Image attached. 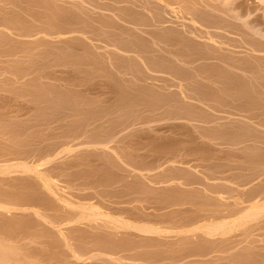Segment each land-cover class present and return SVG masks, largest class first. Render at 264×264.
<instances>
[{
	"label": "rangeland",
	"instance_id": "rangeland-1",
	"mask_svg": "<svg viewBox=\"0 0 264 264\" xmlns=\"http://www.w3.org/2000/svg\"><path fill=\"white\" fill-rule=\"evenodd\" d=\"M162 1L0 0V157L10 155L11 163L25 157L29 159L25 161H32L43 157L47 150L61 149L70 139L72 143L68 145H73L70 153L68 149L67 155L65 151L59 152V157L56 155L47 167L43 166V170L49 169V174L56 176L54 182H61L58 188L64 190L66 186L67 193L61 196L68 194L72 202L67 203L71 205L56 200L32 173L11 172L13 178L22 176L20 181L24 179L33 190L25 186V181H21V186L16 177L0 173V194L5 192L0 196V201L5 202L0 205L11 204L12 198L16 202L7 205L9 211L7 207L0 208V240L13 246L28 263L264 264V213L223 235L180 231L190 223L217 220L221 213L223 217L228 211L236 212L254 194L260 193L264 199V174L257 173L264 172V0H164L168 4ZM171 6L181 8L185 18L179 17L177 21L169 11ZM191 10H195L194 14L189 13ZM197 13H201L198 21ZM191 15H197L194 24L188 19ZM164 32L171 34L162 36ZM219 128L224 130L223 134ZM105 130L115 133L111 143L100 147L93 144L92 138L98 136L113 138L112 134L105 137ZM60 144L61 147L57 146ZM120 155L123 158L117 157ZM125 155L133 167L126 162ZM7 160L4 163L10 162ZM175 172L182 177L177 173L175 176ZM165 174L172 178L171 182ZM136 183L142 187H136ZM178 185L179 192L175 188ZM37 187L40 198L51 197L52 204L34 198L38 196ZM148 189L150 192H146ZM169 189L173 194L166 192ZM85 200L99 202L100 210L106 206L107 210L104 207L101 211L114 217L122 216L131 222L134 219L133 224L147 222L166 228V234L146 233L147 238L138 230L122 231L109 221L101 220L102 223V218L95 222L73 219L75 222L70 225L68 217L76 218L80 211L77 208L81 203L87 204ZM26 201H30L29 205L23 206ZM39 203L40 206L36 205ZM51 206L56 213L51 212ZM232 207L239 209L233 211ZM40 210L45 214H40ZM53 214H62L63 218ZM173 219L175 223L169 221ZM100 222L102 228L98 226ZM167 227H171V232ZM172 227L179 228V232ZM71 232H75L74 236ZM127 233L134 238H127ZM102 235L112 236L108 237L109 243L103 242L110 246V251L108 246L102 247L98 239ZM121 237L127 238L123 243L131 247L121 250L123 244L113 245L118 242L114 239ZM111 239L117 242L109 245ZM146 241L151 244L146 246ZM98 242V248L93 250V243ZM78 248L86 253L78 250L83 255L77 256Z\"/></svg>",
	"mask_w": 264,
	"mask_h": 264
},
{
	"label": "bare ground",
	"instance_id": "bare-ground-1",
	"mask_svg": "<svg viewBox=\"0 0 264 264\" xmlns=\"http://www.w3.org/2000/svg\"><path fill=\"white\" fill-rule=\"evenodd\" d=\"M160 1H162V0H160ZM163 1H164V0H163ZM163 1H162V2H163ZM164 2L167 3L168 1H167V2L164 1ZM167 4H168V3H167ZM167 4H166V7H167ZM169 5H170V4H169ZM172 5H173V4H172ZM178 6H180V5H178ZM190 8H192V7H190ZM190 8H189V9H190ZM168 9H169V8H168ZM180 9H181V8H180ZM180 9H179V7H178V8H175V7H172V6H171V10H169V11H171V13L173 12V14L175 15L176 18H178L177 21L179 20V17H180V18L182 17V19L185 18L183 15H181V14H182L181 12H183V11H181L182 9H181V10H180ZM184 9H185V8H184ZM187 10H188V9H186V11H187ZM194 11H195V10H194ZM194 11H193V12H194ZM193 12H192V10H191V12H189V13L194 14ZM196 12H198V11H196ZM195 14H196V13H195ZM200 14H201V13H197V15H198V18H196L197 21H198L199 19H201V18H199V16H201ZM174 15H173V16H174ZM197 15H195V16L197 17ZM195 16L191 15L190 18H188L189 20L192 21L193 24L196 23ZM188 17H189V16H188ZM205 17H206V16H205ZM186 18H187V17H186ZM208 19L210 20L211 18H208ZM208 19H207V20H208ZM203 20H205V19L203 18ZM179 21H180V20H179ZM181 21H182V20H181ZM183 21H184V20H183ZM183 21H182V22H183ZM186 21H187V20H186ZM186 21H185V23H186ZM210 21H212V20H210ZM48 22H49V21H48ZM50 23H51V22H50ZM50 23H48L47 26L49 25V27H50ZM54 23H55V22H54ZM199 23H200V22H199ZM52 24H53V23H52ZM52 24H51V25H52ZM60 24H62V23H60ZM183 24H184V23H183ZM54 25H55V24H54ZM59 26H60V25H59ZM65 27H66V26H65ZM67 28H68V27H67ZM48 29H51V27L48 28ZM61 30H63V31L65 32L64 29H61ZM67 30H68V29H67ZM48 31H49V30H48ZM50 31H51V30H50ZM50 31H49V32H50ZM53 31H54V30H53ZM56 31H57V30H56ZM56 31H55V32H56ZM69 31H70V30H69ZM169 33H170V32H164V35L162 34V36H165V34L168 35ZM57 34H58V33H57ZM170 34H171V33H170ZM167 35H166V36H167ZM54 36H55V35H54ZM57 36H59V34H58ZM57 36H56V37H57ZM61 36H62V35H61ZM63 36H65V35H63ZM168 36H169V35H168ZM208 36H209V35H208ZM210 38H211V37H210ZM211 39H212V38H211ZM214 40H215V39L213 38V41H214ZM215 41H216V40H215ZM211 42H212V41H211ZM216 42L218 43V41H216ZM216 42H215V43H216ZM213 43H214V42H213ZM215 43H214V44H215ZM219 43H220V42H219ZM221 43H222V42H221ZM196 50H197V49H196ZM144 63H145V62H144ZM154 63H155V62H154ZM155 65H156V67L159 68V69H161L160 67H162V66L159 67V66L157 65V63H155ZM159 65H161L160 62H159ZM203 71H204V70H203ZM219 73H220V72H219ZM179 84H180V83H179ZM180 88H181V87L179 86V89H180ZM182 90H183V89H182ZM182 90H181V91H182ZM202 91H203V90H202ZM182 92H183V91H182ZM201 93H203V92H201ZM213 93H214V92H213ZM210 94H211V93H210ZM210 94H209V95H210ZM212 95L214 96V94H212ZM216 95H218V94H216ZM206 96H207V95H206ZM218 96H219V95H218ZM204 98H205V95H204ZM212 98H213V97H212ZM214 99H217V98H214ZM220 100H221V98H220ZM224 129H225V128H224ZM108 130H110V131L112 132L111 129H108ZM218 130H221V131H222L223 129H220V128H219ZM218 130H217V131H218ZM233 130H234V129H233ZM110 131H106V130H105V132H103V133L106 134L105 137H106L108 134L111 136L112 133L110 134V133H109ZM221 131H218V132H221ZM225 131H226V129H225ZM227 131H228V130H227ZM80 132H81V131H80ZM107 132H108V133H107ZM229 132H232V131H228V133H229ZM223 133H224V130L222 131V134H223ZM81 134H82V133H81ZM83 134H85V132H84ZM114 134H115V133H114ZM114 134H112L113 138H110V139L107 138L108 140H107V139H103V136H104L103 134H102L103 136L101 135L102 138H100V139L98 138L99 136H98V137H95L94 139L92 138V140H95V141H93V142H94L93 144L97 143V144H95V145H98V144H99V147H100V145L103 146V145H105V144H108V143H106V142H108V141H109V143H111L110 140H111V139H114V136H115ZM92 135H93V134H92ZM96 135H97V134H96ZM96 135H93V136H96ZM98 135H99V134H98ZM61 136H62V135H61ZM65 136H67V135H65ZM65 136H64V137H65ZM81 136H82V135H81ZM81 136H80L79 139H81ZM90 136H91V135H90ZM101 136H100V137H101ZM67 137H68V136H67ZM69 137H70V135H69ZM105 137H104V138H105ZM60 138H61V137H60ZM83 138H84V137H83ZM86 138H88V137L86 136ZM86 138H85V139H86ZM89 138H91V137H89ZM97 138H98L99 140H96ZM75 139H76V138H75ZM75 139H74V140H75ZM65 140H66V139H65ZM70 140H71V139H70ZM70 140H68L69 143H68V141H67L68 144L72 143V142H70ZM76 140H77V139H76ZM88 140H89V139H88ZM81 141H82V140H81ZM83 141H84V140H83ZM86 141H87V140H86ZM111 141H112V140H111ZM74 142H75V141H74ZM79 142H80V141H79ZM89 142H90V141H89ZM64 143H66V142H64ZM75 143H76V142H75ZM84 143H85V142H84ZM84 143H83V144H84ZM91 143H92V141H91ZM68 144H63V145H64V146L62 145L63 147H61V144H60V145H57V146H60V147H61V149H59V150L54 149L53 147H52L53 149H50V148H49L50 150H47V152L44 154L43 157L38 158V160L33 159L32 161H25V159H28V158L25 157L24 160H20V159H19V160H20V161H19V160L15 159V161H16V160H17V161L11 163L12 161L9 159V158H10V155L7 153V154L9 155V158H8V157H6V158H4V157L1 158V157H0V159H2V160L6 159V160H7V158H8L7 161L10 160V162H8V163H4V161H6V160H4L3 162H2V161L0 162V163H1V164H0V173H2V174H3V173H4V174H8V173H9V174H8L9 176H10L11 172H13V171L17 172L18 175L20 174V172L18 173V171L23 172V174H24V172H29L30 174L32 173L33 176L35 175L34 177L36 178V180L38 179V180L40 181L41 185L44 186V188H45L44 190L48 191L52 196H54V197L56 198V200L58 199V200H60V202L62 201L63 203H65V204H67V205H71L70 203L72 202V200H70V199L68 200V198H67V197H68V194H67V195L65 194L66 196H63V197L61 196L62 193H67L68 190L66 191V189H65L66 186L64 187V190H62L61 187H59L60 190H62V192L60 191V193H59V190H58V189H59V188H58L59 185L57 186V184H58V183H61V182H57V183L54 182V181L56 180V178H54V177H56V176H54V175H53L54 177L51 176V174H49V173H51V171H50L49 169L46 168L47 171L43 170V169H44L43 166L46 164L45 167H47L48 164H50V160L52 161V160L54 159V157H55L59 152H61V153H59V154H62L66 149H68V152H69V149L72 148L73 145L70 146L71 144H70V145H68ZM76 144H78V142H77ZM83 144H82V145H83ZM85 144H86V143H85ZM85 144H84V145H85ZM102 144H103V145H102ZM74 145H75V144H74ZM80 145H81V144H80ZM82 145H81V146H82ZM89 145L93 146L92 144H89ZM76 146H77V145H76ZM78 146H79V145H78ZM105 146H106V145H105ZM60 147H59V148H60ZM74 147H75V146H74ZM82 147H83V146H82ZM82 147H80V148L82 149ZM84 147H85V146H84ZM87 147H88V145H87ZM87 147H85V148H87ZM96 147H97V146H96ZM111 147H112V146L110 145V148H111ZM57 148H58V147H57ZM93 148H94V147H93ZM112 148H113V147H112ZM78 149H79V148H78ZM94 149H95V148H94ZM96 149H98V148H96ZM102 149L104 150L105 148L102 147ZM102 149H101V150H102ZM108 149H109V148H108ZM113 149H114V148H113ZM113 149H112V150H113ZM36 150H37V149H36ZM70 150H71V149H70ZM89 150H90V149H89ZM0 151H1V150H0ZM3 151H4V150H3ZM7 151H8V150H7ZM11 151H12V150H11ZM18 151H19V150H18ZM33 151L35 152V150H33ZM38 151H40V150H38ZM38 151H36V152H38ZM77 151H78V150H77ZM84 151H85V150H84ZM96 151H97V150H96ZM113 151H114V150H113ZM19 152H20V151H19ZM28 152H29V151H28ZM40 152H41V151H40ZM74 152H76V151H74ZM74 152H73V153H74ZM93 152H95V151H93ZM0 153H1V152H0ZM4 153L6 154V152H4ZM13 153H14V152H13ZM20 153H21V154L23 153L24 155H25V154L28 155L27 152H25V153H24V152H20ZM31 153H32V152H31ZM65 153H66V155H67V151H65ZM69 153H70V152H69ZM71 153H72V152H71ZM81 153H82V152H81ZM114 153H116V152H114ZM1 154H2V153H1ZM16 154H17V153H15V155H16ZM23 154H22V155H23ZM29 154H30V153H29ZM33 154H34V153H33ZM117 154H118V153H117ZM117 154H116V155H117ZM3 155H4V154H3ZM17 155H19V154H17ZM22 155H21V156H22ZM26 155H25V156H26ZM38 155H40V154H38ZM42 155H43V154H42ZM42 155H41V156H42ZM0 156H1V155H0ZM33 156H34V155H33ZM36 156H37V154H36ZM57 156H58V155H57ZM61 156H62V155H61ZM14 157H15V156H14ZM14 157H13V159H14ZM30 157H32V156H30ZM30 157H29V158H30ZM38 157H39V156H38ZM58 157H59V156H58ZM117 157H119V158H120V157L123 158L122 155L117 156ZM125 157H126V159H125V158H124V159L127 160L126 162H128V160H129V158L127 159L128 156L125 155ZM20 158H21V157H20ZM32 158H33V157H32ZM68 158H69V157H68ZM13 159H12V160H13ZM21 159H23V158H21ZM28 160H29V159H28ZM56 160H57V158H56ZM120 160H121V159H120ZM125 160H124V162H125ZM121 161H123V160H121ZM47 162H49V163L47 164ZM173 162H174V161H173ZM2 163H4V164H2ZM53 163H54V162H53ZM61 163H63V162L61 161ZM128 163L131 164L130 161H129ZM65 164H66V163H65ZM55 165H56V161H55ZM55 165H54V166H55ZM127 165H128V164H127ZM129 166H132V167H133L132 164L129 165ZM49 167H51V166H49ZM52 167H53V166H52ZM61 168H62V167H61ZM125 168H126V167H125ZM149 168L151 169L152 167H149ZM54 169H55V168H54ZM57 169H58V167H57ZM138 169H140V168H138ZM145 169H146V168H145ZM17 170H18V171H17ZM48 170H49L50 172H49ZM126 170H127V169H126ZM134 170H135V169H134ZM60 171H61V170H60ZM127 171H129V169H128ZM130 171H131V170H130ZM140 171H141V169H140ZM197 171H198V170H197ZM6 172H7V173H6ZM54 172H55V171H54ZM63 172H64V171H63ZM128 173H129V172H128ZM133 173H134V172H133ZM144 173H145V172H144ZM170 173H172V172H170ZM176 173H177V172H175V174H174V173H173V174L176 176ZM257 173H259V174H264V172H262V173L257 172ZM23 174H21V175H23ZM56 174H57V173H56ZM63 174H64V173H63ZM63 174H61V176H62ZM149 174H150V172H149ZM167 174H169V173H167ZM173 174H172V175H173ZM177 174H178V173H177ZM18 175H17V176H18ZM21 175H20V176H21ZM27 175H28V174H27ZM27 175H26V177H27ZM147 175H148V174H147ZM165 175H166V174H165ZM178 175H181V174H178ZM9 176H6V177L4 176V178H8ZM12 176H13V175L11 174L10 177H12ZM17 176H14V178L16 177L15 179H17ZM57 176H58V174H57ZM168 176L170 177L171 175L169 174ZM175 176H174V177H175ZM256 176H257V175H256ZM21 177H22V176H21ZM21 177H20V178H21ZM24 177H25V176H24ZM24 177H23V178H24ZM28 177H29V176H28ZM59 177H60V176H59ZM171 177H173V176H171ZM180 177H182V175L179 176V178H180ZM183 177H184V176H183ZM0 178H1V177H0ZM14 178L12 177V179H14ZM20 178L18 177L19 181H20ZM30 178H31V177H30ZM165 178H167V175H166ZM205 178H206V177H205ZM259 178H260V177H259ZM8 179H9V178H8ZM18 179H17V181H18ZM53 179H55V180L53 181ZM144 179H145V178H144ZM160 179H161V178H160ZM167 179H168V178H167ZM171 179H172V178H169L168 180L170 181ZM2 180H3V179H2ZM9 180H10V179H9ZM9 180L7 181V183H8L7 185H8V186H9ZM27 180L29 181L30 179H27ZM134 180H135V179H133V181H134ZM136 180H137V179H136ZM139 180H140V179H139ZM139 180H138V181H139ZM147 180H149V179H147ZM156 180H157V179H156ZM162 180H163V179H162ZM168 180L166 181V183L168 182ZM177 180H178V178H177ZM0 181H1V180H0ZM5 181H6V180H5ZM19 181H18V184L20 185L21 181H25V180L22 179L20 182H19ZM31 181H32V180H31ZM56 181H57V180H56ZM59 181H60V180H59ZM133 181H132V182H133ZM138 181H137V183H138ZM140 181L142 182V180H140ZM154 181H155V180H154ZM171 181H172V180H171ZM171 181H170V182H171ZM173 181H175V180H173ZM25 182H26V181H25ZM25 182H23V183L25 184L26 187H30V188L32 187L31 184H27L28 182H26V183H25ZM126 182H128V180H127ZM145 182H146V181H145ZM151 182H152V179H151ZM158 182H159V181H158ZM185 182H186V181H185ZM185 182H184V184L187 185ZM29 183H31V182H29ZM64 183H65V181H64ZM64 183L62 184L63 186L66 185V184H64ZM128 183H129V182H128ZM137 183H136L137 186L135 185L136 187H138V185H139V184H137ZM154 183H155V182H154ZM156 183H157V182H156ZM163 183H165V182H163ZM168 183H169V182H168ZM168 183H167V184H168ZM235 183H236V182H235ZM3 184H4V183H3ZM10 184H11V185H12V184L14 185V182H10ZM16 184H17V183H16ZM18 184H17V186H18ZM24 184L21 183V186H24ZM26 184H27L28 186H27ZM37 184H38V183H37ZM67 184H68V183H67ZM130 184H131V183H130ZM132 184H134V183H132ZM140 184H141V183H140ZM158 184H159V183H158ZM167 184H166V185H167ZM175 184L177 185V182H176ZM179 184L182 185V183H179ZM261 184H262V183H261ZM0 185H1V183H0ZM29 185H30V186H29ZM68 185H69V184H68ZM68 185H67V187H68ZM128 185H129V184H128ZM141 185H142V184H141ZM188 185H189V184H188ZM14 186H15V185H14ZM34 186L36 187L37 185H34ZM39 186H40V185H39ZM39 186H38V187H39ZM63 186H62V187H63ZM72 186H73V185H72ZM130 186H131V185H130ZM139 186H140V185H139ZM151 186H152V185H151ZM170 186H171V184H170ZM178 186H179V187H175L176 190H177V188H180V185H178ZM6 187H7V186H6ZM38 187H37L36 191H38V190L40 189V188L38 189ZM132 187H133V186H132ZM132 187H131V188H132ZM140 187H142V186H140ZM263 187H264V186H263ZM263 187H262V188H263ZM2 188H3V187H2ZM2 188H1V189H2ZM33 188H34V187H33ZM33 188H31V189L33 190ZM70 188H71V185H70ZM70 188H68V189H70ZM175 188L173 187V189H175ZM183 188H184V187L182 186V189H183ZM189 188H190V187H189ZM1 189H0V191H3V190H1ZM77 189H78V188H77ZM128 189H130V188H128ZM32 190L30 191V193L34 196V193H32ZM42 190H43V189H42ZM140 190H141V189H140ZM144 190H145V189H144ZM149 190H150V189L146 190V192L149 191ZM160 190H161V189H160ZM166 190H167V189H166ZM170 190H171V191H170ZM176 190H174V191H176ZM34 191H35V190H34ZM36 191H35V193H36ZM64 191H65V192H64ZM79 191H80V190H79ZM169 191H170V192H169ZM169 191H166V192H168V193L170 194L173 190H172V189H169ZM177 191L179 192V190H177ZM70 192H71V191H70ZM143 192H144V191H143ZM149 192H150V191H149ZM235 192H236V191H235ZM240 192H241V191H240ZM4 193H5V192L1 193L0 196H1L2 194H4ZM7 193H8V192H7ZM7 193H6V194H7ZM41 193H43V192L41 191ZM41 193H40V195L42 196ZM58 193H59L60 195H59ZM73 193H74V192H73ZM161 193H164V191L161 192ZM174 193H175L174 195L176 196V192H174ZM222 193H223V192H222ZM236 193H237V192H236ZM36 194H37V193H36ZM45 194H46V193H45ZM50 194H48V196H49ZM71 194H72V193H71ZM79 194H80V193H79ZM149 194H150V193H149ZM171 194H173V193H171ZM181 194H182V193H181ZM181 194H180V196H181ZM233 194H234V193H233ZM237 194H238V193H237ZM243 194H244V193H243ZM7 195H8V194H7ZM18 195H20V194H18ZM43 195H44V194H43ZM63 195H64V194H63ZM151 195H152V194H151ZM218 195H219V194H218ZM3 196H4V195H3ZM3 196H2V197H3ZM28 196H29V195H28ZM72 196H73V195H72ZM80 196H81V195H80ZM84 196H85V195H84ZM158 196H159V195H158ZM172 196H173V195H172ZM172 196H171V197L169 196V197L172 198ZM219 196H221V195H219ZM243 196H244V195H243ZM5 197H7V196L5 195ZM10 197H11V195L8 196L7 198H10ZM24 197H26V196H24ZM37 197H39V200H40V201L42 200L43 202H46L45 204H49V202H50L49 199L51 198V197H49V199H46L47 196H46V197L42 196V197H44V198H40V196H39V191H38V196H36V197H34V198L36 199ZM65 197H66V198H65ZM74 197H75V196H74ZM155 197H156V196H155ZM160 197H161V195H160ZM213 197H214V196H213ZM217 197H218V196H217ZM217 197H216V198H217ZM222 197H223V196H222ZM226 197H227V196H225V200H226ZM3 198H4V197H3ZM11 198H12V197H11ZM55 198H54V199H55ZM69 198H70V197H69ZM82 198H83V197H82ZM82 198H81V199H82ZM166 198H168V196H166ZM179 198H180V197H179ZM179 198H177V200H176L177 202H178ZM214 198H215V197H214ZM220 198H221V197H220ZM220 198H219V199H220ZM227 198H228V197H227ZM238 198H240V197L238 196ZM241 198H242V197H241ZM12 199L15 200L14 198H12ZM23 199H24V198H23ZM23 199H22V197H21L22 202L25 201V199H24V200H23ZM52 199H53V198H52ZM66 199H67V200H66ZM71 199H72V198H71ZM75 199H77V198H75ZM78 199H79V198H78ZM78 199H77V200H78ZM81 199H80V200H81ZM85 199H86V198H85ZM91 199H92V197L90 198V200H91ZM174 199H175V198H174ZM174 199H173V200H174ZM221 199H222V198H221ZM221 199H220V200H221ZM4 200L7 201L8 199H4ZM9 200H10V199H9ZM13 200H12V201H11V200L9 201V202H11V204H7L8 207H9V205H15L16 202H13ZM19 200H20V199H19ZM21 200H20V202H21ZM83 200H84V199H83ZM83 200H82V201H83ZM166 200H167V199H166ZM222 200H224V198H223ZM48 201H49V202H48ZM54 201H55V200H54ZM69 201H70V203L68 204L67 202H69ZM78 201H79V200H78ZM78 201H75V202L77 203ZM97 201H98V199H97ZM161 201H162V199H161ZM0 202H3V201H0ZM4 202H5V201H4ZM4 202H3V203H4ZM12 202H13V203H12ZM22 202H21V203H22ZM51 202H52V201H51ZM51 202H50V204L53 203V202H52V203H51ZM62 202H61V203H62ZM84 202H87V204L84 203ZM84 202H83L84 205H83L82 203L79 204V205H80V209L77 208V210H80V211L78 212L79 214H76V215H77L76 218H75V216H74L75 213H74V215H73L74 218H73L72 216H69V217H68L69 220L71 221V222H69V224H70V223L72 224V222H75V221H73V219H75V220H79V221H80V220H86V221H88V220H93V219H94V222H95V219L102 218V219H99V220H100V221H101V220H103V221H104V220L109 221V222H111V223L113 224V226L115 225L116 227H121V228H120L121 230H122V228H126V229H129V230H130V228H132L133 230H138L139 232H138V231H137V232L140 233V234H141V233H145V234H146V233H147V234H148V233H159V232L161 233L162 231H164L165 234H166V230H165L166 228L162 225L163 223L160 224V225H162L161 227H164L165 229H162V228H160L159 226H157L156 224L154 225L153 223L148 225L147 222H146L145 224H141V225L135 224L136 222L133 224L132 222H133L134 219L132 220V222H131V220H129V221H130V222H129V221H127L128 219L126 220V219L123 218L122 216H121L122 218H121V217H117L118 215H117V216L115 215V217H114V216H112V215L110 214V212H108V213H105L106 211H105V212H102L101 210H102L104 207H106V206L103 205L104 207L102 206L103 208L100 210L101 206L98 205L99 202H98V204H96V203L94 204V203H91V202L88 203L87 200H85ZM93 202H96V201L93 200ZM103 202H104V201H103ZM103 202H101V204H103ZM168 202H169V200H168ZM224 202H225V201H224ZM224 202H223V203H224ZM242 202H243V201H242ZM21 203H20V204H21ZM28 203H30V201H28V202L26 201V203H24L23 206H24L25 204H28ZM55 203H56V201H55ZM105 203H106V202H105ZM162 203H163V202H162ZM221 203H222V202H221ZM232 203H233V201H232ZM33 204H34V203H33ZM65 204H63V205H65ZM73 204H75V203H72V205H73ZM77 204H78V203H77ZM226 204H227V203H226ZM229 204H231V203L228 202V207L231 208V207L229 206ZM233 204H236V203H233ZM233 204H232V206H233ZM241 204H242V203H241ZM7 205H6V206H5L4 204H3V205H0V208L2 209V207H7ZM28 205H29V204H28ZM36 205L40 206V203H39V204H36ZM58 205H60L59 201H58ZM63 205H62V206H63ZM81 205H82V206H81ZM224 205H225V204H224ZM1 206H2V207H1ZM21 206H22V204H21ZM21 206H20V207H21ZM31 206H32V205H31ZM48 206H49V205H48ZM55 206H56V205H54V207H55ZM62 206H61V207H62ZM73 206L75 207V205H73ZM222 206H223V205H222ZM239 206H240V205H239ZM8 207H7V210H8ZM28 207H29V206H28ZM54 207L51 206V212H52V210H53L52 208H54ZM74 207H73V208H74ZM77 207H78V205H77ZM109 207H110V205H109ZM228 207H227V208H228ZM11 208H12V206H11ZM31 208H33V207H31ZM55 208H56V207H55ZM62 208H63V207H62ZM64 208L66 209L67 207H64ZM68 208H70V207H68ZM111 208H112V207H111ZM229 208L226 209V210H229ZM233 208H234V207H232V210H233ZM1 209H0V210H1ZM9 209H10V208H9ZM12 209H13V208H12ZM17 209H18V208H17ZM21 209H22V208H21ZM21 209H20V211H21V213H22V210L24 211V209H22V210H21ZM28 209H29V208H28ZM44 209H46V208L43 207V211H44ZM56 209L59 210L58 207H57ZM109 209H110V208H108V210H109ZM235 209H239V208L236 207V208H234V210H235ZM4 210H6V209L4 208ZM31 210H32V209H31ZM38 210H39V209H38ZM41 210H42V209H41ZM41 210H40V214H45V213H41V212H43V211H41ZM77 210H75L76 213H77ZM106 210H107V207H106ZM123 210H124V209H123ZM232 210H231V212H232ZM234 210H233V211H234ZM8 211H9V210H8ZM8 211H3V212L6 213V212H8ZM15 211H16V210H15ZM17 211H18V210H17ZM20 211H19V212H20ZM25 211H26V210H25ZM27 211H28V210H27ZM32 211H33V210H32ZM53 211L55 212V210H53ZM61 211H62V209L60 208L59 212H61ZM69 211H70V210H69ZM103 211H104V210H103ZM109 211H110V210H109ZM113 211H114V209H113ZM121 211H122V210H121ZM124 211H126V210H124ZM124 211H123V212H124ZM36 212H37V211H36ZM36 212H35V214H37ZM38 212H39V211H38ZM56 212H57V211H56ZM56 212H55V213H56ZM62 212H63V211H62ZM72 212H73V211H72ZM117 212H118V211H117ZM229 212H230V211H228V212H227V215H224L223 217L221 216V215H222V213H221V215H220L221 218H220V219L216 218L217 220H211V221H205V220L203 221V220H201V221H203V222H198V221H197L196 223H192V224L190 223L189 226H188V225H187L186 227L184 226V228H182L181 230L178 228V230H180V231L183 232V233L185 232V233H187V234H188V231H200L201 233L207 234V235H209V236H214V235H217V234H218V235H219V234H222V235H223V234H226V232H228L229 230H231V228L234 227V229H235V226L238 227V225L240 226L241 224H243V223L246 222L247 220H249V219H251V218H253V217L257 216V215H260L261 213H264V199H263L262 194H260V193L254 194L253 196L250 197V199L248 200V203H246L245 206H243L240 210H238V211H236V212L234 211V212H232V213H229ZM13 213H15V212H13ZM31 213H32V212H31ZM65 213H67V212H65ZM65 213H64V214H65ZM68 213H69V212H68ZM70 213H71V212H70ZM111 213H112V211H111ZM113 213L116 214V210H115ZM119 213H120V211H119ZM127 213H128V212H127ZM228 213H229V214H228ZM11 214H12V213H11ZM72 214H73V213H72ZM171 214H172V213H171ZM219 214H220V213H219ZM223 214H224V213H223ZM7 215H8V214H7ZM53 215H54L55 217L58 216L57 214H53ZM59 215L62 216V214H59ZM70 215H71V214H70ZM162 215H163V214H162ZM0 216H1V215H0ZM38 216H39V215H38ZM46 216L48 217L49 215H46ZM46 216H45V217H46ZM61 216H58V217H60V218L62 219L63 216H62V217H61ZM66 216H67V215H66ZM66 216H64V218H65ZM126 216H127V215H126ZM126 216H125V217H126ZM160 216H161V215H160ZM167 216L169 217V215H167ZM167 216H166V217H167ZM172 216H173V215H172ZM202 216H203V215H202ZM217 216H219V215H217ZM40 217H42V216H40ZM45 217H43V218H45ZM133 217H134V215H133ZM155 217H156V219H157L158 215L155 216ZM175 217H176V215H175ZM199 217H200V215H199ZM49 218H51V216H50ZM172 218H173V217H172ZM176 218H177V217H176ZM201 218H202V217H201ZM45 219H46V218H45ZM47 219H48V218H47ZM47 219H46L45 221H48ZM55 219H57V218H55ZM71 219H72V220H71ZM129 219H130V218H129ZM139 219H140V218H139ZM141 219H142V218H141ZM174 219H175V218H174ZM174 219H173V220H169V221L172 223V221L174 222ZM7 220H8V218H7ZM9 220H10V219H9ZM49 220H50V219H49ZM53 220H54V219H53ZM59 220H60V219H58V221H59ZM63 220H64V219H63ZM99 220H98V221H99ZM145 220H147V219H145ZM175 220H176V219H175ZM208 220H209V219H208ZM12 221H13V220H11V221H9V222L11 223ZM14 221H15V220H14ZM54 221H55V220H54ZM64 221H65V220H64ZM86 221H85V222H86ZM134 221H135V220H134ZM151 221H153V220H151ZM151 221H150V222H151ZM154 221H155V220H154ZM167 221H168V220H167ZM182 221H183V219H182ZM182 221H181V223H182ZM186 221H187V220H186ZM199 221H200V220H199ZM85 222H83V223H85ZM101 222H102V221H101ZM101 222H100V225H98L99 227H101V226L103 227V224H102L103 222H102V223H101ZM138 222H140V220H139ZM160 222H162V221L160 220ZM160 222H159V223H160ZM177 222H178V221H176V223H177ZM183 222H185V221H183ZM189 222H190V220H189ZM194 222H195V219H194ZM51 223H52V222H51ZM51 223H50V224H51ZM76 223H77V222H76ZM76 223H75V224H76ZM78 223H79V222H78ZM88 223H89V222H88ZM104 223H105V222H104ZM140 223H141V222H140ZM155 223H157V221H155ZM165 223H166V221H165ZM174 223H175V222H174ZM174 223H173V224H174ZM179 223H180V220H179ZM186 223H187V222H186ZM4 224H5V223H4ZM60 224H61V223H60ZM63 224H64V223H62V225H63ZM65 224H67V222H66ZM71 224H70V225H71ZM81 224H82V222H81ZM85 224H87V222H86ZM91 224H93V222H92ZM91 224H90V226H92ZM157 224H158V223H157ZM167 224H168V223H167ZM169 224H170V223H169ZM182 224H183V223H182ZM87 225H89V224H87ZM87 225H86V226H87ZM94 225H97V223H94ZM107 225H108V224H107ZM164 225H165V224H164ZM171 225H172V224H171ZM51 226H52V225H51ZM63 226H64V225H63ZM65 226H67V225H65ZM82 226H83V225H82ZM90 226H89V227H90ZM115 226H114V227H115ZM166 226H167V225H166ZM169 226H170V225H169ZM48 227H49V226H48ZM57 227H58V226H57ZM59 227H60V226H59ZM67 227H68V226H67ZM74 227H75V226H74ZM74 227H73V228H74ZM102 227H101V228H102ZM175 227H176V226H175ZM175 227H172V229H175ZM177 227H178V226H177ZM180 227H181V226H180ZM55 228H56V227H55ZM77 228H78V227H77ZM91 228H92V227H91ZM108 228H109V226H108ZM134 228H135V229H134ZM167 228H169V232H171V231H170V228H171V227H167ZM50 229H51V228H50ZM57 229H58V228H57ZM57 229H55V230H57ZM79 229H80V228H79ZM172 229H171V230H172ZM44 230H45V229H44ZM74 230H75V229H74ZM123 230H124V229H123ZM123 230H122V231H123ZM175 230H176V229H175ZM178 230H176V231H178ZM235 230H236V229H235ZM48 231H49V229L47 230V233H48ZM66 231H67V230H66ZM76 231H77V229H76ZM127 231H128V230H127ZM127 231H126V232H127ZM49 232H50V231H49ZM113 232H114V231H113ZM118 232H120V231H118ZM128 232H129V231H128ZM132 232H134V231H132ZM174 232H175V231H174ZM174 232H173V233H174ZM178 232H179V231H178ZM178 232H177V233H178ZM181 232H180V233H181ZM229 232H230V231H229ZM58 233H60V232H58ZM71 233H72V232H71ZM73 233H75V232H73ZM73 233H72V235H73ZM109 233H110V232H109ZM114 233H115V232H114ZM114 233H113V234H114ZM167 233H168V231H167ZM180 233H179V234H180ZM189 233H190V232H189ZM191 233H192V232H191ZM56 234H57V233H56ZM68 234H69V233H68ZM116 234H117V233H116ZM124 234H125V233H123L122 235H124ZM131 234H132V233H131ZM147 234H146V237H147ZM204 234H203V235H204ZM227 234H228V233H227ZM51 235H52V232L50 233L49 237H51ZM64 235H65V233H64ZM70 235H71V234H70ZM72 235H71V238H72ZM111 235H112V233H111ZM118 235H120V234H118ZM118 235H117V236H118ZM122 235H121V236H122ZM129 235H130V233H129ZM129 235H128V233H127V234H126V237L128 238ZM132 235H133V234H132ZM138 235H139V234H138ZM138 235H137V236H138ZM177 235H178V234H177ZM181 235H182V233H181ZM183 235H184V234H183ZM185 235H186V234H185ZM196 235H197V234H196ZM55 236H56V235H55ZM65 236H66V235H65ZM73 236H74V235H73ZM97 236H99V235H97ZM97 236H96V237H97ZM100 236H101V235H100ZM106 236H108L109 238L112 237V236H109V235H106ZM130 236H131V235H130ZM130 236H129V239L132 238V237L134 238V235L131 236V237H130ZM137 236L135 235V237H137ZM139 236H140V235H139ZM162 236H163V235H162ZM220 236H221V235H220ZM52 237H53V236H52ZM56 237H57V236H56ZM56 237H55V238H56ZM68 237H69V236H68ZM79 237H80V236H79ZM94 237H95V236H94ZM104 237H105V235H104V236L102 235V238H99V237H98V239L101 240V242H100V241H99V242L103 245V246L100 245V246H102V247H104V245H106V244H104V243H109V238H108V237H107V238H106V237L104 238ZM146 237H145V238H146ZM152 237H153V235H152ZM155 237H157V236H155ZM163 237H164V236H163ZM177 237H182V236H177ZM185 237H186V236H185ZM200 237H201V236H200ZM203 237H204V236H203ZM206 237H207V236H206ZM53 238H54V237H53ZM71 238L69 237L70 240H71ZM124 238H125V237H123V238L121 237V238H119V240H118L117 238H116V239L112 238V239H114V240H117L118 242H117V241H113V240L111 239V240H110V243H111V244H109V245H112V243L117 242V243H115V244H113V245H115L116 247H118V246L120 245V243H121V245L123 244V245H122L123 248L121 247V248H122L121 250H123V249L125 250V248H129V247H131V246H127V244L129 245V243H127V244H126V243H123V239H124ZM127 238H126V239H127ZM143 238H144V237H143ZM147 238H148V237H147ZM147 238H146V240H147ZM149 238H150V235H149ZM195 238H196V236H195ZM195 238H194V239H195ZM62 239H63V241H64V237H63ZM69 239H68V240H69ZM79 239H80V238H79ZM81 239H82V238H81ZM98 239H94V240L97 241ZM102 239H105V240H102ZM120 239H121V240H120ZM126 239H124V242L126 241ZM129 239H128V242H129ZM151 239H153V238H150V240H149L150 242H151ZM162 239H163V238H162ZM177 239H178V238H177ZM179 239H180V238H179ZM183 239H184V238H183ZM198 239H199V238H198ZM203 239H204V238H202V240H203ZM72 240H73V239H72ZM82 240H83V239H82ZM85 240H86V239H85ZM106 240H107L108 242H106ZM132 240H133V239H132ZM132 240H131V242L135 241L136 239H134L133 241H132ZM142 240H143L142 242H144V239H142ZM154 240H155V239H154ZM181 240H182V239H181ZM184 240H185V239H184ZM184 240H183V241H184ZM204 240H205V239H204ZM52 241H53V240H52ZM60 241H61V240H60ZM63 241H62V242H63ZM89 241H91V240H89ZM95 241H94V242H95ZM147 241H148V240H147ZM147 241H146V244L148 243ZM158 241H159V239H158ZM187 241H188V240H187ZM209 241H210V240H209ZM57 242H58V241H57ZM82 242H83V241H82ZM99 242L96 243V245H95V243H93V245H94L95 247H93V245L90 244V246L92 245V247H93L92 249H93V250H94V248H98V245L100 244ZM103 242H104V243H103ZM131 242H130V243H131ZM155 242L158 243L157 240H156ZM68 243H69V241H68ZM90 243H91V242H90ZM135 243L137 244V243H139V242H135ZM140 243H141V240H140ZM152 243H153V242H152ZM161 243H162V242H161ZM185 243H186V242H185ZM188 243H189V242H188ZM62 244H63V243H62ZM97 244H98V245H97ZM118 244H119V245H118ZM124 244H126V246H125ZM133 244H134V243H133ZM144 244H145V243H144ZM149 244H151V243H148L146 246H148ZM159 244H160V243H158V245H159ZM69 245H70V244H69ZM71 245H72V244H71ZM71 245H70V246H71ZM142 245H143V244H142ZM184 245H185V244H184ZM188 245H189V244H188ZM192 245H194V244L192 243ZM199 245H201V244L199 243ZM199 245H198V246H199ZM207 245H208V244H207ZM64 246H65V245H64ZM73 246H74V245H73ZM73 246L70 247V248H73ZM78 246H79V245H78ZM96 246H97V247H96ZM106 246H108V245H106ZM115 246H114V247H115ZM124 246H125V247H124ZM139 246H140V245H139ZM150 246H151V245H150ZM196 246H197V245H196ZM12 247H13V246H12ZM12 247H11L9 244H5L4 242H2V241L0 240V264H30V262L28 263V261H26V260H24V258L20 257V256L17 254V252L15 251V249L12 248ZM68 247H69V246H68ZM79 247H82V246H79ZM102 247H101V248H102ZM108 247H109V249H108V248H107V249H108V251H110V246H108ZM119 247H120V246H119ZM183 247H184V246H183ZM185 247H186V246H185ZM194 247H195V245H194ZM194 247H193V249H194ZM200 247H202V245H201ZM82 248H83V247H82ZM90 248H91V247H90ZM111 248H113V247H111ZM132 248H135V246H133ZM140 248H141V247H140ZM143 248H144V247H143ZM186 248H187V247H186ZM190 248H191V247H190ZM204 248H205V247H204ZM105 249H106V248H105ZM107 249H106V250H107ZM117 249H118V248H117ZM117 249H114V250H115V253L118 252ZM138 249H139V248H138ZM188 249H189V248H188ZM195 249H197V250L200 251L199 248H196V247H195ZM75 250L78 252V253L76 254L77 256H79V255H83V253L80 252V251H82L83 249H81V248L79 249V248H78V249H75ZM78 250H80V251H78ZM97 250H98V249H97ZM102 250L104 251L103 248H102ZM134 250H135V249H134ZM147 250H148V249H147ZM197 250H196V252L198 253ZM68 251H69V250H68ZM70 251H71V250H70ZM72 251H73V250H72ZM76 251H74V252H76ZM83 251H84V250H83ZM83 251H82V252H83ZM112 251H113V249H112ZM119 251H120V250H119ZM132 251H133V249H132ZM188 251H189V250H188ZM84 252H85V251H84ZM91 252H93V251H91ZM101 252H102V251H101ZM104 252H105V251H104ZM122 252H123V251H122ZM125 252H129V251H125ZM125 252H124V253H125ZM70 253H71V252H70ZM85 253H86V252H85ZM98 253H99V251H98ZM98 253H97V254H98ZM135 253H136V252H135ZM150 253H151V252H150ZM90 254H91V253H90ZM90 254H89V255H90ZM122 254H123V253H121V255H122ZM87 255H88V254H87ZM92 255L94 256V255H96V254H94V252H93ZM129 255H130V254H129ZM129 255H128V257H129ZM115 256H116V254H115ZM115 256H114V257H115ZM118 256H119V255H118ZM122 256L124 257L125 254L122 255ZM122 256H121V257H122ZM130 256H131V255H130ZM137 256H138V255H137ZM79 257H80V256H79ZM95 257H96V256H95ZM100 257H101V256H100ZM121 257H117V258H119V260H120ZM125 257H127V255H126ZM128 257H127V258H128ZM131 257H132L131 260L135 259V258H133V256H131ZM85 258H86V257H85ZM93 258H94V257H93ZM73 259H75V258H73ZM91 259H92V257H91ZM106 259H108V258L106 257ZM110 259H111V257L109 258V260H110ZM137 259H138V258H137ZM77 260H78V259H77ZM81 260H82V258H81ZM113 260H114V259H113ZM116 260H118V259H116ZM114 261H115V260H114ZM123 261H124V260H123ZM118 262L120 263L121 261H118ZM125 262H126V264H127V262H131V261H125ZM132 262H133V261H132ZM123 263H124V262H123ZM31 264H32V263H31ZM132 264H133V263H132ZM137 264H138V262H137Z\"/></svg>",
	"mask_w": 264,
	"mask_h": 264
}]
</instances>
